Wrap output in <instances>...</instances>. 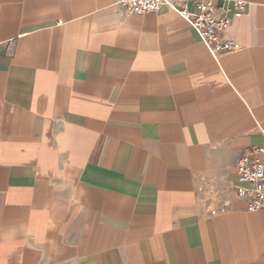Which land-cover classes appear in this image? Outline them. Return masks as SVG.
I'll use <instances>...</instances> for the list:
<instances>
[{"label": "crops", "instance_id": "1", "mask_svg": "<svg viewBox=\"0 0 264 264\" xmlns=\"http://www.w3.org/2000/svg\"><path fill=\"white\" fill-rule=\"evenodd\" d=\"M241 1L215 55L172 12L0 0V264H264V209L227 189L264 148V0Z\"/></svg>", "mask_w": 264, "mask_h": 264}, {"label": "built area", "instance_id": "2", "mask_svg": "<svg viewBox=\"0 0 264 264\" xmlns=\"http://www.w3.org/2000/svg\"><path fill=\"white\" fill-rule=\"evenodd\" d=\"M117 4L123 16L176 14L190 24L212 54H229L238 49L234 40L224 36V30L230 14L245 7L241 0H224L223 4L213 0H117ZM263 152L264 148L246 151L236 164L237 181L227 185L237 199L247 200L250 211L264 209V161L256 158Z\"/></svg>", "mask_w": 264, "mask_h": 264}, {"label": "rangeland", "instance_id": "3", "mask_svg": "<svg viewBox=\"0 0 264 264\" xmlns=\"http://www.w3.org/2000/svg\"><path fill=\"white\" fill-rule=\"evenodd\" d=\"M212 209V208H211Z\"/></svg>", "mask_w": 264, "mask_h": 264}]
</instances>
